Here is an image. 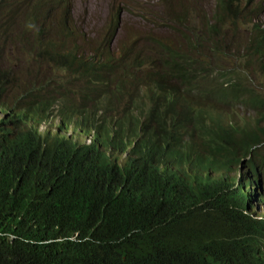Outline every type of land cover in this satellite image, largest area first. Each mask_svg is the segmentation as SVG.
I'll return each instance as SVG.
<instances>
[{"label": "trees", "instance_id": "1", "mask_svg": "<svg viewBox=\"0 0 264 264\" xmlns=\"http://www.w3.org/2000/svg\"><path fill=\"white\" fill-rule=\"evenodd\" d=\"M191 1L114 46L116 20L85 38L65 0H0V114L126 157L0 127V264H264V0Z\"/></svg>", "mask_w": 264, "mask_h": 264}, {"label": "rangeland", "instance_id": "2", "mask_svg": "<svg viewBox=\"0 0 264 264\" xmlns=\"http://www.w3.org/2000/svg\"><path fill=\"white\" fill-rule=\"evenodd\" d=\"M210 1L213 0H194L191 1V4H196V6H198V4L201 3V7L198 6L196 9L200 14H204L206 10L209 9ZM65 4V7L67 6L69 9V14L71 15L70 20L73 27L83 31L85 38H100L105 32L107 24L111 25L115 20L118 27L113 42L114 46L117 44L118 40L127 37L129 34L128 31H130V33L136 32L137 34H142L151 30L153 33H161L159 34L161 36L167 33V28L163 25L165 19L162 18L161 15H158L162 12L163 8H165L160 0H65ZM56 7H60V5ZM188 7L191 8V5L189 4ZM143 13L144 15L141 16ZM154 15H158L157 25L159 28L157 26L153 27L152 22H150L152 19L155 20ZM262 19L264 20V13L262 14ZM199 20L200 17H197V20H194L193 24L200 23ZM147 21L149 22L146 23ZM17 55L20 56V61L18 57L11 56L8 60L7 57H4L3 63L4 65H9L14 76L18 77L20 81H23L27 78L25 66L30 64L33 65L35 62L30 60L26 61L22 54ZM30 78H32V76H30L29 79ZM19 84H21V87L23 86L22 83ZM237 111L240 112L242 116L250 113L245 107L241 106L237 107ZM40 136L42 141L50 139L46 135L41 134ZM84 140L85 138L83 141ZM85 142H87V140ZM224 189L226 190L227 188L224 187ZM229 190L231 191L232 189L230 188Z\"/></svg>", "mask_w": 264, "mask_h": 264}, {"label": "clouds", "instance_id": "3", "mask_svg": "<svg viewBox=\"0 0 264 264\" xmlns=\"http://www.w3.org/2000/svg\"><path fill=\"white\" fill-rule=\"evenodd\" d=\"M53 125V126H51ZM0 127L7 132L8 137L22 141H36L40 144H53L60 141L76 143V145H96V152L103 154L104 158L112 163L123 165L125 154H112L108 144L100 143L93 137L92 132H79L78 129L72 126L64 128L58 120L49 122H35L32 119H17L9 118L6 114H0ZM44 130V131H43ZM46 135L49 140L42 141L40 135ZM85 140L83 141V139ZM87 140V142H85ZM96 153V156H97ZM121 160V162H120ZM231 189L235 190L234 187ZM231 190V192L233 191ZM251 212L258 218L264 219V201L258 198L251 200Z\"/></svg>", "mask_w": 264, "mask_h": 264}]
</instances>
